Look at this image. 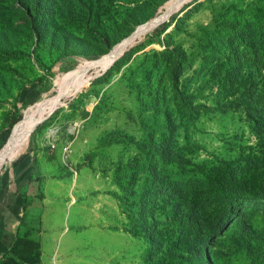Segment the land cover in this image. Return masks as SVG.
<instances>
[{
  "label": "rangeland",
  "instance_id": "rangeland-1",
  "mask_svg": "<svg viewBox=\"0 0 264 264\" xmlns=\"http://www.w3.org/2000/svg\"><path fill=\"white\" fill-rule=\"evenodd\" d=\"M261 3L0 0V130L16 116L27 121L0 151V189L17 157L32 150L59 157L60 175H66L58 183L65 196L52 205L60 209L31 234L40 241L35 264H264V202H251L264 142L239 100L240 81L232 83L246 68V53L238 41H228L244 31L246 20L253 22ZM232 20L237 30L229 29ZM167 23L166 31L151 35ZM145 40L105 81L131 43ZM175 47L187 54L178 91L166 52ZM171 117L172 145L182 149L179 167L176 155L157 153ZM151 169L162 182L197 179L202 186L218 170L233 173L224 187L234 192L233 208L223 212L216 194L205 204L216 212L209 224L215 232L219 216L232 220L207 245L208 260L203 237L191 244L167 235L152 246L132 231L129 216L141 208ZM199 193L205 198L203 188ZM155 208L170 207L160 201ZM159 212L163 218L165 211ZM25 231L20 227L21 235Z\"/></svg>",
  "mask_w": 264,
  "mask_h": 264
},
{
  "label": "trees",
  "instance_id": "trees-1",
  "mask_svg": "<svg viewBox=\"0 0 264 264\" xmlns=\"http://www.w3.org/2000/svg\"><path fill=\"white\" fill-rule=\"evenodd\" d=\"M182 8H184V5ZM232 23V27L228 26L229 29L237 30L234 24L236 23L235 20H232ZM169 25L170 24L167 23L163 28H160L157 31H154L153 29L151 35H160V33L166 31ZM240 29L244 31L237 32L235 38L233 37L228 41L230 44H233L235 41H238L241 44L238 50L246 53L247 62L244 65L246 68L241 70V78L238 76L236 80H232V83H236L237 80L240 81L239 100L245 106V111L247 112L248 119L256 136L259 140L264 142V3H261L260 8L258 9V15L253 22L251 20H246V23L240 26ZM223 30L225 31V29ZM230 33L231 32H229V34ZM142 37H145V35H142L140 38ZM223 37L226 39V36ZM147 44L148 40L132 42L124 55L115 61V64L107 74L105 81L108 80L110 74L115 70H120L123 65L130 61L137 51L143 49ZM252 46L256 47V52L250 49ZM229 49L234 51L232 47ZM211 51L212 55H214L215 50L212 49ZM166 52L171 55V60L173 62L174 86L178 91L180 78L187 69V66L184 65V60L187 57V54L180 47L167 48ZM253 60L255 62H253ZM21 119V115L16 116L14 119L8 121L9 123L7 125H4L3 128H1L0 151L3 147L14 142L19 134L26 130L27 121L25 118L20 121ZM168 120L169 132L167 136L162 138L160 147L157 148V153L161 158L176 155L178 158L174 159L173 163H176V167H179L178 162H180V158L182 157V149L178 146L172 145L171 141L174 132L173 118H168ZM18 121L20 122L17 124ZM168 136L170 139H168ZM188 162L191 161L188 160ZM146 163L147 162L145 161V164ZM156 169H158V165H156ZM150 172V175L146 178V184L144 185L145 189L143 188L144 193L140 196L139 206L141 208H136V211L129 216L133 229L132 231L146 236L152 246L159 244L164 237L166 239L167 235L172 237L173 234H178V237L183 238L184 241L191 244L198 243V240L200 239L199 237H203V243L201 246L204 249L205 257L208 260L207 245L213 239L215 234L226 230L232 220L229 218L226 219V221H223V215L219 216L217 221L220 229L219 232H215L217 231V228L210 227L209 224L215 219L216 212L211 208H205V204H207L210 201V198L216 194L220 196L222 204L224 205V209H222L223 212H228L226 208H233L236 199V197H233L234 192L225 193L224 188L228 180L227 177L232 178L233 173L227 176L223 170H218L213 173V178L211 179L210 175L207 183L202 186V183H197V179L191 181L187 180L185 182H180L177 179L165 183L162 182L163 179H158L159 174L156 170L151 169ZM126 174L131 180V173L127 172ZM211 182L214 183V185H212L214 186L213 188H209L211 187ZM201 186L205 191V198L200 197L199 189H202ZM121 187L124 190L123 184H121ZM152 187L155 189V193L152 192ZM159 190H162V193H159ZM163 190H165V194L163 193ZM253 192L254 194H252L253 198L251 202L258 199L263 203L264 156L260 161V169L257 171ZM182 197L184 199H182ZM202 199H205V201H201ZM160 201L166 203V206L170 208H155L156 205L160 204ZM144 204L147 208H143ZM198 204L201 205L200 208H197L199 207ZM160 209L165 211L163 218L159 217V215H161L159 212ZM229 213L233 215L234 212L230 209ZM33 231L34 228L28 227L24 234H19L14 245L0 260V264L40 263V256L38 255L40 251V241L31 237ZM205 264H208V262L206 261Z\"/></svg>",
  "mask_w": 264,
  "mask_h": 264
},
{
  "label": "crops",
  "instance_id": "crops-1",
  "mask_svg": "<svg viewBox=\"0 0 264 264\" xmlns=\"http://www.w3.org/2000/svg\"><path fill=\"white\" fill-rule=\"evenodd\" d=\"M44 153L32 150L18 156L0 189V260L14 245L20 227L47 226L51 214L60 209L52 205L65 196L59 185L66 175H60L59 157Z\"/></svg>",
  "mask_w": 264,
  "mask_h": 264
},
{
  "label": "water",
  "instance_id": "water-1",
  "mask_svg": "<svg viewBox=\"0 0 264 264\" xmlns=\"http://www.w3.org/2000/svg\"><path fill=\"white\" fill-rule=\"evenodd\" d=\"M163 17V15L161 16V18ZM130 38H128L127 40H124L121 44H120V49L116 54V58L119 57L121 50L123 49L124 46H126L127 44H129ZM115 61V60H114ZM4 148V147H3Z\"/></svg>",
  "mask_w": 264,
  "mask_h": 264
},
{
  "label": "built area",
  "instance_id": "built-area-1",
  "mask_svg": "<svg viewBox=\"0 0 264 264\" xmlns=\"http://www.w3.org/2000/svg\"><path fill=\"white\" fill-rule=\"evenodd\" d=\"M52 146L55 147L56 144L53 143ZM69 151H70V148H65V146H64V148H63V152L66 154V153H68Z\"/></svg>",
  "mask_w": 264,
  "mask_h": 264
}]
</instances>
